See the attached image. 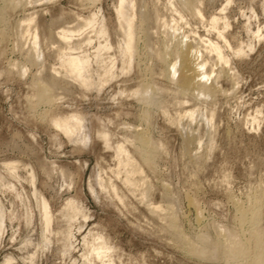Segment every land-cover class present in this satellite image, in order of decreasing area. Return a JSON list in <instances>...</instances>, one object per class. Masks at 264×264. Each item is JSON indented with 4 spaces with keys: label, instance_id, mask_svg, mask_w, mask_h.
<instances>
[{
    "label": "rangeland",
    "instance_id": "obj_1",
    "mask_svg": "<svg viewBox=\"0 0 264 264\" xmlns=\"http://www.w3.org/2000/svg\"><path fill=\"white\" fill-rule=\"evenodd\" d=\"M118 6L0 0V264H225L210 256V245L203 246L208 257L188 253L165 209L192 241L206 234L212 243L220 231L247 237L238 216L256 194L264 221V0H134L135 22L148 16V37L136 41L129 68ZM34 30L40 56L31 60ZM188 48L207 61L201 71L210 76L206 86L214 85L210 94L182 91L179 73L165 76L158 55L167 50L172 64ZM239 48L244 53L234 54ZM62 52L88 57V88L61 83ZM52 75V101L37 102L36 83L48 85ZM143 88L150 94L141 101L134 92ZM186 112L193 119L179 120ZM70 115L82 121L73 138L52 123ZM136 133L157 146L151 165L137 151ZM119 148L141 170L146 198L123 183ZM101 242L110 257L100 261L89 254Z\"/></svg>",
    "mask_w": 264,
    "mask_h": 264
},
{
    "label": "bare ground",
    "instance_id": "obj_2",
    "mask_svg": "<svg viewBox=\"0 0 264 264\" xmlns=\"http://www.w3.org/2000/svg\"><path fill=\"white\" fill-rule=\"evenodd\" d=\"M97 1V0H93ZM119 6L116 10L117 22L119 25V30L121 32V42L120 49L121 54L127 56V68L130 67L133 59L136 56V41L141 36L144 38V41L148 37V29L146 26V22L148 21V16L143 14L139 16V22H135V8H134V0H118ZM12 2V1H11ZM17 2V1H15ZM200 14V12H198ZM33 19L29 20L27 24V28H29ZM93 21V15L86 22V24H91ZM219 19H212L211 23L216 25ZM29 30V29H27ZM177 29L173 27V36ZM98 34L104 35V29H99ZM259 31L254 33V37H257ZM32 36V49L28 51V57L33 60L40 56L38 48V33L36 30L30 34ZM253 37V36H252ZM63 40L64 37H62ZM141 39V38H140ZM139 39V40H140ZM179 44L183 45V41H178ZM70 48V47H68ZM67 49V47H65ZM102 50H109V46L105 45L100 48ZM251 50V46H249ZM212 52L216 54L217 61L219 63L227 64V60L221 53L218 47H212ZM244 50L242 48L234 50V54L240 55L243 54ZM62 71H59L58 74L63 73L60 76L61 83L67 82L69 79L79 83L80 85L88 88L89 86V78L87 77L89 73L90 62L86 55H82L80 57H73L69 53L62 52ZM160 61L165 64L167 67V71L165 76L170 80L174 78V76L179 73L177 83L178 87L182 91H189L194 87L198 88L199 94L205 95L210 94L214 90V85L209 87L206 86V81L209 80L208 75L203 73L201 70L205 68L207 61L204 58H201L199 55V51H194L192 48L186 49L184 53L180 50L177 51V60L174 63H170L168 59L167 50H164L163 53L159 54ZM98 62L103 65L105 61L97 58ZM114 67V63L109 61L108 66L105 70L106 73H109ZM57 74V72H55ZM105 73V74H106ZM223 73V72H222ZM57 76H51L50 83L48 85H44L42 83H36L37 93L36 99L39 103H50L52 101V87L58 84V80H56ZM200 78L205 79V82H200ZM63 81V82H62ZM197 90V89H196ZM150 94V90L148 88H143L136 90L134 95L141 99V101L146 100V95ZM146 98V99H145ZM194 112H186L182 117H179L181 120L184 117H188L193 119ZM212 121V116L207 120L208 124ZM81 118L75 115H70L64 118H57L52 121L53 125L58 128L65 136L68 138H73L78 135L81 131ZM133 141L137 145V151L140 157L145 161L146 164L151 165L155 158V152L157 150V146L151 143L149 138L145 133H136L134 135ZM84 142V141H82ZM117 155L121 156L118 162V167H120V172L122 173L123 183L128 186L132 191L139 190L142 192V197L146 198L148 193V185H146L144 178L142 177L141 170L137 167V165L131 160L126 153V151L122 148H119L117 151ZM124 158L122 159V157ZM137 176V180L134 178ZM32 178V177H31ZM261 194L254 195L251 199V208L245 211H240L238 216V221L241 225H248V236H240L237 232H222L220 231L219 237L216 241L210 243L208 235L204 234L202 236L197 237L194 241L186 238L179 231L178 223L176 218L172 214L171 209H165L169 218L167 219V226L170 231L174 234L177 241L183 246L184 249L187 250L188 253L193 254L198 257L207 256V248L203 247L204 245H210L212 247V251L210 256L215 258L219 257L225 264H264V221L262 220V213L260 204ZM169 208V207H168ZM41 210L43 212V221L46 225V230L48 231L50 222V214L48 213L47 204L43 201ZM161 210L159 207H152V214L157 215ZM264 214V213H263ZM263 221V222H262ZM245 228V227H244ZM1 229V223H0ZM45 230V229H44ZM243 230V228H242ZM245 231V230H244ZM101 241V240H100ZM105 245V242H103ZM102 242L98 245H93L90 249V257L93 259L100 260L107 255V251H105V247ZM106 246V245H105ZM90 248V247H89ZM109 249V248H107ZM111 250V249H109ZM110 255V254H109ZM110 256H108L109 259ZM91 258V259H92ZM10 260L4 262V264H9ZM92 263V262H91ZM107 264V263H106Z\"/></svg>",
    "mask_w": 264,
    "mask_h": 264
}]
</instances>
